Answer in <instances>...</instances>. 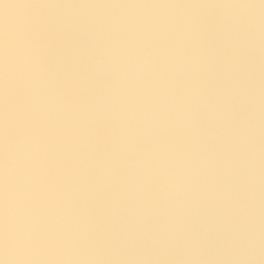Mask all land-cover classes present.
<instances>
[{"label": "crops", "instance_id": "0c3cea01", "mask_svg": "<svg viewBox=\"0 0 264 264\" xmlns=\"http://www.w3.org/2000/svg\"><path fill=\"white\" fill-rule=\"evenodd\" d=\"M124 1L126 13L128 9H140L139 15L143 14V18H139V27L129 36L132 42L138 43L130 50L122 44L119 55H107L89 48L82 40L65 44V31L73 22L88 24L97 21L95 13L108 4H118V0H0V59L5 58L8 41H23L30 37L39 43V63L51 62L54 73L59 75L58 81L66 80L70 84L68 93L62 94L54 82L51 88L44 87L39 100L34 101L22 80H17L9 93L4 68L0 70V237L5 229L2 224H6L3 222L8 216L5 183L8 146L10 143L19 144L26 135H35L39 139L41 154L36 162L35 184L31 192L24 184L23 169L19 170L13 185V210L19 216L31 212L37 227L53 237L48 246L28 258L9 260L0 252V264H76L83 260L77 248L85 244L86 237L92 239L94 246L105 237L107 255L115 262L119 256L137 248L140 250L144 244L140 239L125 241V235L126 231L147 233L149 227H143L142 222L147 215L149 200L154 201L153 206L159 202L166 208L183 205L191 213L192 204L211 199L200 187L199 191L194 187V179L179 178V169L182 171L195 165L189 151L179 147L181 131L173 123L175 119L171 120L179 113L178 99L173 94L180 85L171 80L174 78L171 71L167 77L165 73L160 74L156 81L141 79V71L136 70L137 53L140 43L147 40L148 21L136 2ZM169 6L174 10L169 12L170 24L174 28H183L180 32L177 29L168 34L169 41L180 36L186 43L200 38L208 41V34L203 37L194 27L206 25L211 30V27L226 26L224 21L197 18V12L209 8L205 0H174L172 5L163 7ZM154 10L157 29L153 41L160 42L165 37L161 36L159 28L166 26L167 21L162 20L160 14L164 10L160 5ZM91 18L94 19L82 21ZM252 24L257 25L256 22ZM117 25L119 22L115 19L112 26ZM224 35L226 29L220 28L216 37L219 39ZM107 40L113 42L116 38L111 36ZM184 87L191 92L190 83L185 82ZM182 95L187 102L194 99L191 93ZM197 102L196 116L202 126L216 124L224 127L226 124L230 128L231 140L248 136L237 131L236 120L241 119L240 116L228 114L224 105L215 106L201 98ZM9 111L15 122L10 132L6 130ZM124 143L142 152L138 169L146 192L141 197L134 195L132 185L121 178V165L115 155ZM165 170L172 171L177 178L174 175L165 179ZM214 182L219 184V180L213 181V185ZM221 182L225 183L224 180ZM165 190H170V198L165 196ZM235 193L232 196L238 199L241 194L237 196ZM243 198L238 210H227L228 213L216 222L220 230H224L222 237L235 234L259 236L255 241L263 242L264 246V225L253 221L256 213L263 209L264 199L248 194ZM230 202L237 207L236 201ZM243 203H248V210ZM177 208L172 210V218L176 217L175 211L180 210ZM160 212L158 218L163 215V211ZM158 226L154 222L152 233L155 235ZM243 243L242 239L237 243L220 242L214 247L218 251L215 255L211 254L213 248H205L208 253L205 264H242L246 248ZM237 250L242 254L238 263ZM246 261L259 263L250 257Z\"/></svg>", "mask_w": 264, "mask_h": 264}, {"label": "rangeland", "instance_id": "374dc122", "mask_svg": "<svg viewBox=\"0 0 264 264\" xmlns=\"http://www.w3.org/2000/svg\"><path fill=\"white\" fill-rule=\"evenodd\" d=\"M133 1L140 6L141 13H145L144 16L148 21L145 33L147 40L144 41L145 43L141 42L139 46L141 48L144 44L148 46L146 58L149 64V73L144 76L141 71V79L147 82L156 81L160 74L165 73L167 77V73L171 71L174 73V78L171 80L180 85L176 89L178 91L173 94L174 98L178 99L179 113L170 119H175L173 123H176L181 131L179 147L189 151L195 165L192 168H186L187 171L179 169V178L183 180L188 178L190 181L194 179V187L198 191L200 187L203 194L206 182H209L214 188V192L211 196H207L211 197V201L203 199L201 202L192 204L194 208L191 209V213L187 212L183 205L169 207L171 208L169 211L167 210L169 208L162 206L164 203L160 205L158 202L153 206L154 201L149 200L147 215L142 222L143 227L145 225L149 227V230H146L147 233L131 234L126 231L125 235V241L132 240V238L140 239L144 243L140 250L138 248L132 250L127 255L119 256L120 259L113 262L112 258L107 255V239L105 237L100 239L98 245L95 246L92 245V239L86 237L85 244L77 248L84 261L81 259L76 264H94L95 262L97 264H205L208 257L205 248H213L211 254L215 255L218 252L215 249L218 243L227 241L237 243L240 239L244 240L243 244L246 248H244L243 255L239 250L236 251L237 263L240 262L242 255L244 259L242 264H250L246 261L249 257L256 258L258 264H264L263 242L255 241V238L259 236L253 238V235L235 234L222 237L224 230H220V226L217 224L218 219L220 220L224 213H228L227 210H234V208L238 210L239 204L243 202L240 199L244 195L248 194L264 199V0H205L206 7L209 8L205 9V12H197V18L208 17L212 21H222V23L224 21L226 26H215L210 30L206 25H198L194 27L195 30L201 32L203 37L208 34L206 38L209 40L205 41L200 38L199 41L189 43L184 42L181 36L173 37L175 40H167L168 34L176 32L178 28H174L170 24L169 12L174 10H171L170 6V8L163 6L172 5L174 0ZM124 2L126 1L118 0V4H108L98 10L95 16L98 18V26L103 30L102 34L105 36L104 42L107 43V46L122 47L123 44L126 50H130L138 42H132L129 36L139 27V18H143V14L139 15L138 10L140 9H128L129 11L126 13L123 10L125 9ZM158 5L164 10L160 14L162 20L167 21L166 26L161 25L162 27L159 28L161 36L165 37L160 42L153 41L157 25L154 24L156 19L152 20V15L156 14L154 9ZM199 5L201 7V4ZM111 16L114 18H110ZM94 18L82 21H90ZM83 19H86V16H83ZM115 19L119 22V25L115 26L116 28L112 26ZM252 22H256L257 25ZM240 23L241 25H239ZM181 28L179 27L178 32L183 30ZM220 28L226 29V36H220L218 39L216 35ZM111 36L116 38V41L107 40L109 37L111 39ZM96 50L107 55L120 54V50L115 54L101 49ZM3 60L5 58L0 59V61ZM58 77L59 75L53 74L52 80L48 81L47 86L50 87L52 83L56 82L57 91L62 93L59 89L62 82L58 81ZM64 82L70 88L69 82L66 80ZM185 82L190 83L191 92H188L184 87ZM182 93L184 95L191 93L194 99L187 102ZM199 98L210 104H215V106L224 105L228 114L240 116L241 119L236 120L237 131H241V135L248 134V136L244 135L243 138L231 140L229 138L230 128L226 124L224 127L216 124L202 126L196 116V110L199 109L197 106ZM187 117L193 118V125L199 137L208 138L207 129L209 126L221 127L225 130V134L221 136L216 156L213 157L215 163H212V158L198 144L186 145L184 139L186 123L183 120ZM133 148L138 156L139 166L142 152L134 146ZM163 174L165 179H170L175 175L170 170H165ZM175 177L177 178V175ZM215 180H219L220 185L214 182L215 187L212 184ZM222 180L225 183H222ZM145 192L146 190H143L141 195L136 194V196L141 197ZM168 193L170 190H165V194H167L165 196L170 198ZM233 193L237 196L239 193L241 195L239 194L237 199L232 196ZM230 201H236L237 207L231 205ZM182 204L186 205L184 202ZM243 204L248 210V203L247 205ZM176 208L180 210L175 211L176 217L172 218L171 212ZM160 211H163V215L158 218L161 215ZM257 213L256 219L253 221L257 220L259 224L264 225V207ZM135 220L137 221L138 218L136 217ZM154 222L157 226L159 225L156 235L152 233ZM120 238V241L123 242V236ZM262 239H264V235ZM89 260L92 262L88 263Z\"/></svg>", "mask_w": 264, "mask_h": 264}, {"label": "clouds", "instance_id": "9594fccd", "mask_svg": "<svg viewBox=\"0 0 264 264\" xmlns=\"http://www.w3.org/2000/svg\"><path fill=\"white\" fill-rule=\"evenodd\" d=\"M39 43L30 37L23 41H8L5 45L4 75L9 93L17 80H22L26 90L34 101L47 86L46 70L39 63ZM148 60L141 57L136 63V70H146ZM15 126L11 111L6 116V130ZM41 154V145L35 135H26L19 144H9L5 165V183L8 188V216L3 236L0 237V252L5 258L14 260L28 258L48 246L53 237L37 227L31 212L23 216L13 210V185L20 169L24 172V184L33 189L36 177V162ZM64 242V241H62Z\"/></svg>", "mask_w": 264, "mask_h": 264}, {"label": "built area", "instance_id": "2783aa9c", "mask_svg": "<svg viewBox=\"0 0 264 264\" xmlns=\"http://www.w3.org/2000/svg\"><path fill=\"white\" fill-rule=\"evenodd\" d=\"M143 1V0H142ZM155 19V16L152 15V20ZM99 22H91L88 24H80L78 22H73L65 31V44H72L75 41L82 40L86 42L89 48L96 50L101 49L104 51H110L111 53H118L120 47L107 46V43L104 42L105 36L102 34L103 30L98 26ZM148 46L143 45V48H140L138 54V59L141 57H147ZM43 69L46 70V80L51 81L54 70L51 62L41 63ZM5 66V60L0 61V70ZM149 73V64H147L146 70L142 71V74L146 76ZM59 89L62 93L66 94L69 91V85L66 82L62 81L60 83ZM183 120V119H182ZM193 118L187 117L183 120L186 123V130L184 133V139L186 145L198 144L203 148L207 155L214 160V156L218 151V146L221 143L220 139L225 130L221 127H211L207 129L208 138L199 137L196 133V129L193 125ZM116 159L121 165V178L122 181L132 185L134 194L141 195L144 190V183L138 169V156L135 153V150L131 144L124 143L122 144L118 152L116 153ZM214 157V158H213ZM212 163H215L214 161ZM214 192V188L211 186V183L206 182L205 185V194L206 196H211ZM137 195V196H138Z\"/></svg>", "mask_w": 264, "mask_h": 264}, {"label": "bare ground", "instance_id": "6f19581e", "mask_svg": "<svg viewBox=\"0 0 264 264\" xmlns=\"http://www.w3.org/2000/svg\"><path fill=\"white\" fill-rule=\"evenodd\" d=\"M133 20V19H132ZM125 27V26H124Z\"/></svg>", "mask_w": 264, "mask_h": 264}]
</instances>
